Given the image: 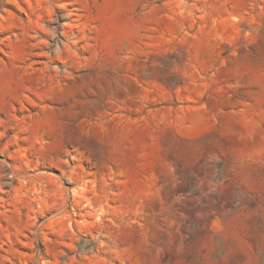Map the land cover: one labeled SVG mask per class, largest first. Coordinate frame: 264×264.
Returning a JSON list of instances; mask_svg holds the SVG:
<instances>
[{
	"label": "rangeland",
	"instance_id": "rangeland-1",
	"mask_svg": "<svg viewBox=\"0 0 264 264\" xmlns=\"http://www.w3.org/2000/svg\"><path fill=\"white\" fill-rule=\"evenodd\" d=\"M0 264H264V0H0Z\"/></svg>",
	"mask_w": 264,
	"mask_h": 264
}]
</instances>
